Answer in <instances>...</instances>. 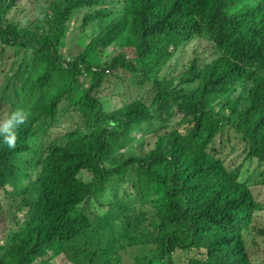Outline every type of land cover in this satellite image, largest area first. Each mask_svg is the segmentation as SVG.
<instances>
[{"label": "trees", "instance_id": "16d2710c", "mask_svg": "<svg viewBox=\"0 0 264 264\" xmlns=\"http://www.w3.org/2000/svg\"><path fill=\"white\" fill-rule=\"evenodd\" d=\"M22 1L0 0V46L29 50L33 61L2 96L10 100L6 118L22 110L27 119L15 129L14 149L0 135V264H45L82 240L87 249L93 223L82 203L130 164L151 177L156 171L152 192L140 196L157 211L147 213L153 238L143 234L138 243H157L154 264H264L251 251L264 253V226L254 220L264 201L238 180L242 162H225L239 139L254 170L264 164V0H27L41 5L33 19L18 17ZM81 8L80 29L70 32ZM96 22L100 29L89 30ZM121 35L131 50L108 54ZM190 42L207 43L208 57L164 76ZM118 70L148 87L149 98L112 107V96L98 95ZM238 87L241 107L226 115L216 106ZM57 117L69 121L66 136H45ZM136 135L139 149L107 157L109 141Z\"/></svg>", "mask_w": 264, "mask_h": 264}, {"label": "rangeland", "instance_id": "374dc122", "mask_svg": "<svg viewBox=\"0 0 264 264\" xmlns=\"http://www.w3.org/2000/svg\"><path fill=\"white\" fill-rule=\"evenodd\" d=\"M23 0L20 3V7L23 8L22 11L17 12L18 17L28 16L30 18H34L37 15L39 7L33 8V5H28V1ZM46 0H40L42 4ZM27 4V5H24ZM19 7V8H20ZM87 12L86 8H81L75 13H73L70 19V32H78L79 25L83 14ZM100 23L96 22L93 26H89V30H99ZM71 36V33H69ZM69 41V39H68ZM131 41L127 39L125 35H121L116 43L115 49L109 48L108 54H115L121 48L119 46H123L124 48L129 46ZM208 45L203 42H190L186 44L183 48H180L172 59L169 61L168 65L163 68L162 72L164 76L176 77L189 63L190 59L193 56H204L208 55L207 52ZM64 52V49H62ZM125 50H131L130 48H125ZM30 52L23 51L17 47L8 48L0 46V123L6 119L4 116V110L9 107L10 100L7 97H2L4 91L6 90V86H13V79L16 78L18 81L19 76L25 77L27 75L26 69L30 67L32 62ZM208 57V56H207ZM88 77H82L81 80L84 86L88 85L86 80ZM19 82V81H18ZM177 82V79H175ZM11 93V90H9ZM9 93L8 96H11ZM98 95L102 94L107 97L112 96V107H116L121 102L129 101L133 98H144L147 100L149 98V88H139L137 85V78L125 70H118L116 72H109L103 79L101 83V89L97 92ZM229 101V103H227ZM243 101L242 89L238 87L231 95H229L226 99H222L218 102L217 108H220L226 115H232V110L238 111L241 107V103ZM7 105V106H6ZM78 118V115L76 116ZM80 119V118H79ZM82 119V117H81ZM49 121V119L45 120ZM69 121H65L61 117H57L55 119V123L53 126L49 127L48 133L45 136H55L59 137L60 135L66 136V129L68 128ZM72 126L80 125L81 123L75 124L72 123ZM147 127V125H146ZM145 127V128H146ZM157 126L154 127V131L157 130ZM153 130L149 131L145 134V139L142 144L146 143V139L150 138L152 140L153 136H155V132ZM232 133L229 129L225 131L222 138L226 139L229 137L228 135ZM134 137L131 140H120V141H109L107 147V157H117L118 154H126L129 151H134L139 149L140 140H143L141 137ZM138 139L139 141L135 140ZM236 140V145L231 150V154L227 155L225 159L227 164H231L236 161L242 162V168L240 172V181H249L251 184V190L255 196L256 200L264 201V164L259 166V169L254 170L256 163L253 158H247L246 153L244 151L243 143L241 140ZM220 144V136L217 137V142ZM232 143V142H231ZM230 143V144H231ZM230 144L226 146L229 148ZM234 164V163H233ZM151 173H154V176H150L148 170L142 171L137 164H130L127 167H124L119 171V173H111L110 176L106 179L103 188L101 191L95 192L90 195L86 201L82 203V208L84 211L90 214V217L93 221L92 226V235L89 241L91 242V246L94 249L100 247V250L104 252L107 247V251L103 254L98 251L100 255L91 254L90 250L86 248H82L84 240L74 244H70L65 246V251L58 258H55L52 261H48V264H134L138 262L140 256V260L145 256V249L141 247V245H136L145 234V236L152 230H149L148 223H144L142 227L134 228L131 234V240L133 241V247L128 246L125 242L126 239H121L116 234L118 230L113 228L112 230L107 225L106 220L103 218L105 211L107 210V200H111L119 205V209H125L124 212H127L129 216L135 219L136 211L139 209V194L138 192L145 191L149 185V178L152 180L155 177L156 171L153 170ZM83 180L89 179V175L87 172H83L81 175ZM137 176L141 177L142 184L137 181ZM254 182V183H253ZM139 184V187H138ZM143 185L145 187H143ZM151 185V183H150ZM138 191V192H137ZM95 196L101 197V199H94ZM102 202V203H101ZM117 205H113L110 207L111 214L119 213L117 211ZM132 209V210H130ZM116 210V211H115ZM7 222V216L4 217ZM254 220L258 225L264 226V207L262 210H258L254 216ZM109 221V220H108ZM102 222V223H101ZM110 223V221H109ZM5 226L0 223V230H4ZM142 233V234H141ZM130 235V233H129ZM250 235H246V243L247 245H251ZM252 252H256V260L262 259L264 253L261 247L255 248L253 247ZM147 257L143 259V262H147ZM36 264H42V260L38 259ZM147 264H151L150 262Z\"/></svg>", "mask_w": 264, "mask_h": 264}, {"label": "clouds", "instance_id": "9594fccd", "mask_svg": "<svg viewBox=\"0 0 264 264\" xmlns=\"http://www.w3.org/2000/svg\"><path fill=\"white\" fill-rule=\"evenodd\" d=\"M19 49H22L23 51H27V52H30L29 50H25L23 48H19ZM31 54V53H29ZM33 64V61L31 62L30 66H32ZM29 69V68H28ZM28 69H26L25 71H27ZM27 119V113L23 112L22 110H17L15 112H13L8 118H6L3 123H0V135L3 136V142L8 146L9 149H14L15 146H16V141H17V133L15 131V129L22 123H24ZM136 137V136H135ZM152 141V140H151ZM83 172H86V171H82L80 174H79V177L81 178V174ZM88 175H89V179L87 180H82L83 181H90L91 180V173L87 172ZM240 175V174H239ZM110 176V175H109ZM240 179V176L238 177ZM107 179V178H106ZM238 179V180H239ZM106 180H103L97 189L93 190L90 192V194L86 197V199L92 195L93 193L95 192H98V191H101V189L103 188V185L105 183ZM240 181V180H239ZM240 182H243V181H240ZM138 187H139V184H138ZM152 190H149V189H146L145 191L143 192H138L139 194V197H138V200H139V209L136 211V216H135V219L131 218L129 216V214L127 212H124L125 209H120L118 210L120 207H119V202H111L110 206L108 204V201L107 200V210L105 211V214L103 215V218L106 220L107 222V225L109 226V228L112 230L113 228L117 229L118 230V233L116 234L117 236H119L121 239H126L125 242L128 246H131L133 247V241L131 240V236H132V231L134 230V228H137L139 226L142 227L144 223H146L147 221V218H148V214L149 212H152L154 215L157 214V211L153 208L152 205H149V204H145L143 201H141V197L142 195H146V194H149L151 193ZM101 199V197H98V196H95L94 199ZM85 199V201H86ZM103 201V199H101ZM102 203V202H101ZM118 203V204H116ZM113 205H117L118 208L116 209L117 211H120L119 213H116L115 214H111V209L110 207L113 206ZM115 210V211H116ZM132 210V209H130ZM86 212V211H85ZM87 213V212H86ZM139 213H142L143 216L145 217H140L139 216ZM89 216L90 214L87 213ZM91 218V217H90ZM146 218V220H145ZM110 223H109V221ZM92 221V219H91ZM93 223V221H92ZM102 223V222H101ZM153 229L150 231L151 233H153ZM130 233V235H129ZM149 240L150 238H153V235H150L149 233L147 234V237ZM143 242V241H142ZM148 242V241H147ZM146 242V243H147ZM139 243L136 242V245ZM144 243V242H143ZM156 245L157 243L156 242H152V243H148L144 246H141L145 249H142L143 251H145V256H143V259L145 257H147V262L144 263L143 262V259L140 260V256L138 255L139 257V260L138 262H135L134 264H147V263H151V264H154L155 263V260L157 259L158 255V251L156 249ZM109 246V245H108ZM108 246H105L103 248H105L106 250H104V252L102 250H100V247H98L97 249H94L91 244L88 245L87 249L90 250V253L91 254H95L97 253V255H100V252H102L103 254L107 251V247ZM87 249L85 251H87ZM59 258L60 256H56L55 258ZM55 258L49 260V261H52L54 260ZM40 259V258H38ZM38 259L36 260V262L38 261ZM43 262V261H42ZM48 261H45V264H48L47 263ZM154 262V263H153Z\"/></svg>", "mask_w": 264, "mask_h": 264}]
</instances>
